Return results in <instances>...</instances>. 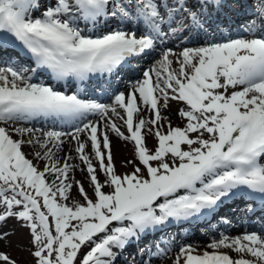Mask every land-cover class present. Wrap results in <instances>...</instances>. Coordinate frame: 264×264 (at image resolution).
I'll use <instances>...</instances> for the list:
<instances>
[{
	"label": "snow or ice",
	"instance_id": "obj_1",
	"mask_svg": "<svg viewBox=\"0 0 264 264\" xmlns=\"http://www.w3.org/2000/svg\"><path fill=\"white\" fill-rule=\"evenodd\" d=\"M249 7L0 0V245L18 227L31 264H264V234L200 252L170 232L235 200L264 212V0ZM112 136L133 146L128 172Z\"/></svg>",
	"mask_w": 264,
	"mask_h": 264
},
{
	"label": "rangeland",
	"instance_id": "obj_2",
	"mask_svg": "<svg viewBox=\"0 0 264 264\" xmlns=\"http://www.w3.org/2000/svg\"><path fill=\"white\" fill-rule=\"evenodd\" d=\"M175 105H173V108L175 109ZM173 124L178 125L179 123L177 120L173 119ZM114 141H117V144H114ZM156 141L154 138H148V146L151 148L155 145ZM112 144H113V152H114V158H115V164L118 172L124 173L128 172L131 169L125 168L123 166V163L126 159L132 158V152H133V146L131 144L125 145V142L121 141L115 136H112ZM115 145H117L115 147ZM30 148L25 147L24 151L28 153V150ZM31 159V156H29ZM76 179H83L82 174L77 171L76 172ZM85 188H88L87 181H84ZM75 194V193H74ZM15 227V221H9L8 228L12 229ZM28 234L25 230H21L18 227H16V233L15 235L10 237V240L12 242V247H8L6 245H0V250L8 252L14 259L19 261V264H31V256L29 255V252L26 250H22L20 247H17L18 244L20 245H26L28 243ZM127 256V253H125ZM158 262V261H157ZM156 263V262H155ZM119 264V263H118ZM164 264H167L164 263Z\"/></svg>",
	"mask_w": 264,
	"mask_h": 264
},
{
	"label": "bare ground",
	"instance_id": "obj_3",
	"mask_svg": "<svg viewBox=\"0 0 264 264\" xmlns=\"http://www.w3.org/2000/svg\"><path fill=\"white\" fill-rule=\"evenodd\" d=\"M173 109H174V108H173ZM171 118H172V120H173V119H174V120L176 119V120H177V122H178V123H180V121H179V120L177 119V117L175 116L174 112H173V114H172V117H171ZM114 144H117V141H114ZM116 146H117V145H115V147H116ZM30 151H31V150H28V152H30ZM202 252H203V251H202Z\"/></svg>",
	"mask_w": 264,
	"mask_h": 264
}]
</instances>
